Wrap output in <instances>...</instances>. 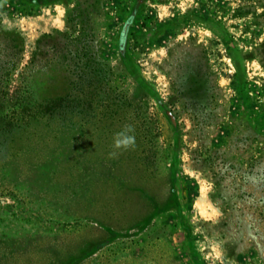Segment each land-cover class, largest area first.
<instances>
[{
    "label": "rangeland",
    "instance_id": "1",
    "mask_svg": "<svg viewBox=\"0 0 264 264\" xmlns=\"http://www.w3.org/2000/svg\"><path fill=\"white\" fill-rule=\"evenodd\" d=\"M0 61V264H264V0H0Z\"/></svg>",
    "mask_w": 264,
    "mask_h": 264
},
{
    "label": "clouds",
    "instance_id": "2",
    "mask_svg": "<svg viewBox=\"0 0 264 264\" xmlns=\"http://www.w3.org/2000/svg\"><path fill=\"white\" fill-rule=\"evenodd\" d=\"M131 129H129L130 131ZM135 144V138L134 136L126 135L125 132H120L117 134V136L114 138V149H124L127 150L128 148L134 146ZM116 153H112L114 156Z\"/></svg>",
    "mask_w": 264,
    "mask_h": 264
},
{
    "label": "trees",
    "instance_id": "3",
    "mask_svg": "<svg viewBox=\"0 0 264 264\" xmlns=\"http://www.w3.org/2000/svg\"><path fill=\"white\" fill-rule=\"evenodd\" d=\"M3 63L0 61V65H2ZM55 101H57V100H55ZM53 102V104L54 103H56V102ZM36 106H41L42 107V104H37ZM46 106H48V103L46 104ZM40 108V107H39ZM25 110H19V113L18 114H16V115H14L13 117H15V118H20V119H23L24 117H25V115H26V118L27 119H35L34 117H33V114H31V111H32V109H30V108H24ZM41 109V108H40ZM54 109V108H53ZM52 108H49V106L48 107H45V109H43L45 112H44V114H49L48 116H52L51 114H53L54 112L52 111L53 110ZM27 112H30V113H27ZM37 115L39 114V112H37L36 113Z\"/></svg>",
    "mask_w": 264,
    "mask_h": 264
},
{
    "label": "bare ground",
    "instance_id": "4",
    "mask_svg": "<svg viewBox=\"0 0 264 264\" xmlns=\"http://www.w3.org/2000/svg\"><path fill=\"white\" fill-rule=\"evenodd\" d=\"M198 207H200L201 206V204L200 203H198V205H197Z\"/></svg>",
    "mask_w": 264,
    "mask_h": 264
}]
</instances>
